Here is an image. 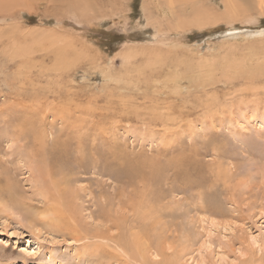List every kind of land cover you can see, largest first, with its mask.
I'll return each instance as SVG.
<instances>
[{
    "label": "rangeland",
    "instance_id": "1",
    "mask_svg": "<svg viewBox=\"0 0 264 264\" xmlns=\"http://www.w3.org/2000/svg\"><path fill=\"white\" fill-rule=\"evenodd\" d=\"M7 182L0 264H264V0H0Z\"/></svg>",
    "mask_w": 264,
    "mask_h": 264
},
{
    "label": "bare ground",
    "instance_id": "2",
    "mask_svg": "<svg viewBox=\"0 0 264 264\" xmlns=\"http://www.w3.org/2000/svg\"><path fill=\"white\" fill-rule=\"evenodd\" d=\"M231 9L232 10H234V8H232L231 7ZM201 13V12H200ZM200 18H201V20H203V17H204V14L202 13V17L201 16H199ZM233 18V17H232ZM215 20V19H214ZM217 21V20H216ZM203 22V21H202ZM40 149H41V147H39ZM42 154H44V153H42ZM64 155H65V153H64ZM89 155V154H88ZM43 158H44V161L45 162H47V163H50V161L51 162H53V161H58L59 159L61 160V156L58 154V153H52V151L49 153V156L47 157V159H46V155H43ZM83 158V157H82ZM83 163V162H82ZM53 165V167H54V170H49V174H55L57 171H61L60 169H62V166L61 167H59V166H56V168H55V166H54V164H52ZM53 171V172H52ZM4 189V190H3ZM1 193H3V194H5V195H7L6 197L10 200V202L12 201H14V205L15 204H19V202L20 201H18V199H16V197H14V195H13V192H12V190H11V188H10V185L8 184V182L6 183V185H5V188L3 187H1L0 188V194ZM3 194H1V195H3ZM0 195V196H1ZM15 200H17V201H15ZM139 205V204H138ZM137 236V235H136ZM132 238H134V237H132ZM255 243H256V241H255ZM161 263H162V261H161Z\"/></svg>",
    "mask_w": 264,
    "mask_h": 264
}]
</instances>
